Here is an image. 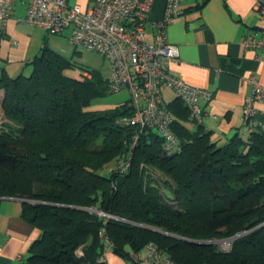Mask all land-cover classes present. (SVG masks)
<instances>
[{"label": "trees", "instance_id": "obj_1", "mask_svg": "<svg viewBox=\"0 0 264 264\" xmlns=\"http://www.w3.org/2000/svg\"><path fill=\"white\" fill-rule=\"evenodd\" d=\"M27 63L29 75L0 72V196L30 200L22 215L41 231L19 264H105L101 231L133 264L148 242L178 264H264L261 126L222 142L176 97L164 107L179 146L166 154L152 128L133 142L136 127L121 122L133 114L128 99L91 108L108 91L100 71L46 45ZM75 66L91 77L68 76ZM226 238L228 250L214 243Z\"/></svg>", "mask_w": 264, "mask_h": 264}, {"label": "crops", "instance_id": "obj_2", "mask_svg": "<svg viewBox=\"0 0 264 264\" xmlns=\"http://www.w3.org/2000/svg\"><path fill=\"white\" fill-rule=\"evenodd\" d=\"M94 1L66 0V3L86 8ZM166 2L152 0L145 25L148 41L154 40L158 32ZM201 2L182 0L178 16L166 25V39L178 49V56L168 59L167 64L173 74L187 83L212 91L213 96L209 102L199 100L200 122L206 130L211 131V138L226 142L234 133L246 134L243 98L250 87L241 77L255 71L264 85V59L255 61V50L245 48L242 42L246 35L264 31V15L253 8L256 0H206L200 8H195ZM28 3L29 0H15L10 17L3 25L0 22V72L5 69L11 77L5 65L9 62L11 50L16 52L17 64L27 63L46 44L45 33L50 34L25 21ZM69 33L66 29L52 34L69 40ZM49 44L56 49L51 39ZM168 92L171 97L165 99ZM175 98L171 89L162 90L165 106ZM127 99L129 97L124 101ZM101 105L95 104L91 108H105V105ZM256 108V118L264 124V101L256 103ZM186 125L194 128L192 122ZM25 201V198L19 196H0V264H19L26 256L30 243L41 236V231L22 215ZM105 264L133 263L126 262L111 251L107 254Z\"/></svg>", "mask_w": 264, "mask_h": 264}, {"label": "built area", "instance_id": "obj_3", "mask_svg": "<svg viewBox=\"0 0 264 264\" xmlns=\"http://www.w3.org/2000/svg\"><path fill=\"white\" fill-rule=\"evenodd\" d=\"M14 1L0 0L2 25L10 17ZM181 1L167 0L164 17L152 41L146 39L145 31L152 0H95L86 8L68 5L66 0H29L25 21L49 33L68 29L72 44L104 55L110 64L106 77L108 91H129L128 103L133 114L122 118L121 122L136 127L133 142L139 138L142 128H152L164 138L163 151L170 154L178 148L179 141L171 130L172 116L162 102V90L171 89L198 121L201 114L199 100L209 102L213 96L208 88L189 84L173 74L167 64L168 59L178 56V49L166 39L165 27L178 16ZM253 8L264 15L263 1L256 0ZM242 42L245 48L255 50V61L264 59V31L246 35ZM73 71L78 80L91 77V72L85 68L75 66ZM241 80L250 87L243 98L245 130L252 132L257 126L264 129V124L256 118V103L264 101V85L255 71L242 76ZM3 96L4 92L0 90V119ZM122 163L125 168L129 165L126 161ZM153 171L160 175L157 170ZM100 237L104 244L99 261L106 263L112 243L104 231L100 232ZM232 239L215 242L220 249L228 250ZM75 253L80 256L83 251L77 248ZM131 256L136 264H178L154 242L146 243L142 254L132 253Z\"/></svg>", "mask_w": 264, "mask_h": 264}, {"label": "rangeland", "instance_id": "obj_4", "mask_svg": "<svg viewBox=\"0 0 264 264\" xmlns=\"http://www.w3.org/2000/svg\"><path fill=\"white\" fill-rule=\"evenodd\" d=\"M45 35H46L45 45L47 47L54 49L56 52H59L60 54H62L63 56L67 58L72 59L78 65H81L89 69H95V70L100 71L101 76L103 78L107 77L110 71V64L104 55L100 54L97 51L90 50L86 47L74 45L64 36L54 35L52 33L50 34L45 33ZM48 38L51 39L53 47H56V49L50 46ZM15 53L16 52L14 51V49H12L11 54H9V58H8L9 62L5 64L7 66V69L9 70L12 76H16L19 73H23L24 75H29L32 71L31 64L25 63V62L17 64V61L15 60L17 59L15 57ZM65 73L68 76H71V77L74 76V71L72 70V68L67 69ZM128 97H129V93L126 89L120 90L118 92H108L107 91V93L97 97L95 99V103L98 105L102 104L101 105L102 107H104L103 105H105V107L109 105H112V106L119 105L123 103L124 100ZM170 97H171L170 92L165 94V99H168ZM3 122H4V114L1 115L0 124L2 125ZM113 168H116L115 161H111L105 164L103 169L101 170V173L108 175L111 169ZM214 243L218 244V242H215V241Z\"/></svg>", "mask_w": 264, "mask_h": 264}, {"label": "water", "instance_id": "obj_5", "mask_svg": "<svg viewBox=\"0 0 264 264\" xmlns=\"http://www.w3.org/2000/svg\"><path fill=\"white\" fill-rule=\"evenodd\" d=\"M26 201H30V200H28V199H25ZM31 202H34V201H31ZM154 230H157V231H160V232H164V233H166V234H168V235H173V236H175L174 234H172V233H168V232H165V231H162V230H160V229H154ZM199 242H202V241H199ZM213 241H208L207 243H212Z\"/></svg>", "mask_w": 264, "mask_h": 264}]
</instances>
